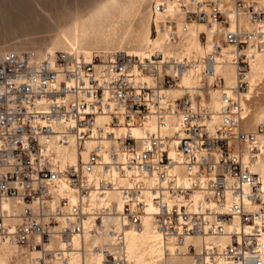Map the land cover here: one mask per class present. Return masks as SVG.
Wrapping results in <instances>:
<instances>
[{"label":"built area","instance_id":"2783aa9c","mask_svg":"<svg viewBox=\"0 0 264 264\" xmlns=\"http://www.w3.org/2000/svg\"><path fill=\"white\" fill-rule=\"evenodd\" d=\"M152 14L175 52L0 54V244L25 264H134L126 233L147 216L160 264H264V122L246 116L264 94L263 63L247 95L264 0H159ZM192 24L201 52L179 48Z\"/></svg>","mask_w":264,"mask_h":264},{"label":"bare ground","instance_id":"6f19581e","mask_svg":"<svg viewBox=\"0 0 264 264\" xmlns=\"http://www.w3.org/2000/svg\"><path fill=\"white\" fill-rule=\"evenodd\" d=\"M3 1H4V4L0 8V28L8 29V30L10 29V31H11V29H14V28L15 29H21L24 31V29H27L30 25H33L37 28L43 27V26L44 27L48 26V20L45 18V16L41 15L42 11H44L46 13V15H48L49 17H51L53 19V21H54L53 24L55 26L56 25L58 26L59 21H60L59 17L61 15V13L63 12V9L65 7L68 9L70 8V5H69L67 0H65V1L63 0L64 3L63 2L59 3L55 0H52V1H48V0H3ZM77 1L82 2V3H85L88 1H93V2H92V4H90L87 7V9L85 11L83 10L84 12L81 11L80 13L74 14L71 21L68 22V24L72 23V30L74 33L72 42L67 37H64V40L71 46L70 49H75L80 54L84 55L87 58H90L93 56L92 51H90V52L81 51L80 52L79 49L77 48L78 42L80 39V36H79L80 30L86 29L88 31V34L85 35V37L82 41L84 46L90 45V47H91V45H93V44H99L101 42V40L97 38V37H99L98 33L110 32V33L106 34L107 36H105L106 41L110 40L109 39V38H111L110 27L112 24L110 22H107L109 19L108 15L110 14V12L108 11V8L106 7L108 5L102 4L100 6H97V4H96L97 0H77ZM130 1H132V0H130ZM139 1L140 0H137V2H139ZM126 3H128V5L125 7V5L123 4L124 8L122 9V11H120L121 9L119 10L120 14H121V12L125 13L128 11V9L132 8L130 6V4L132 2L131 3L126 2ZM136 6H135V8H133V10L136 9ZM169 10L173 11L171 6H169ZM82 14L83 15L88 14V18L85 19L84 21L80 20V18L82 17ZM130 16H131V14H130ZM122 17H123V15H122ZM121 18H119V19H121ZM124 19H125V17H124ZM124 19H121V20H124ZM245 26L247 28H250V25H248V24H245ZM201 30H204L203 25L192 24L190 26L188 34L186 35V37L188 39L186 37L184 38V40L187 39V43H186V40H185V42L183 40L181 42L179 48L183 51L201 52L202 45H201V42L198 38V32ZM30 32H31V30H30ZM114 33L115 32H113L112 34H114ZM115 37H116V35H115ZM119 39H120V36H119ZM130 39L133 40V38H130ZM148 42L153 44V48L149 47L145 52L135 53V54L145 55L146 53H149L151 51H159V52H162L164 55H168L170 53L175 52V48L172 49L171 47H169L171 45L166 44L163 35L157 34L156 36H154V38H152V36H150L149 26H146V31H145L144 35H137V37L135 38L134 44H136L135 47H137V46L141 47L142 44H144V46H145V43H148ZM162 44L167 48V50H168L167 53L163 50ZM115 46H113L112 48H115ZM117 47L119 48V46H117ZM104 48H106L107 50H111L110 45H105ZM118 48H116V49H118ZM66 49H68V48H66ZM134 49H138V48H134ZM47 52L52 53L54 51H47ZM129 52L134 53L133 51H129ZM263 63H264V53L262 52V53H259L256 55V60L254 63H252L251 70L248 73L249 88H248L247 95H250V93L255 92L254 86L256 85V82L260 77V71L262 69ZM222 71L226 77V84L232 85L234 83L233 68L230 66H225L222 69ZM191 83L192 82L190 81V79H188L186 77L182 78V80H181L182 85H189ZM170 93L173 94L174 96H178L182 93V91L180 88H176V89L171 90ZM212 102H213V105L215 107H218L219 103L216 99H214ZM248 115L249 114H247L246 116L248 117ZM105 121H106V118H99L97 120V124L102 126V124ZM261 122H264V118L261 119L260 121H258L256 123V125L261 123ZM251 124L252 123L249 120L247 128L255 129L256 125L254 126V128H251ZM133 132L136 134H140V129L134 128ZM59 153H60L61 158L64 162L73 163L76 159L75 152L70 148L61 147L59 149ZM256 169L262 171L264 169V163H260L256 167ZM111 197L116 201L118 200L116 193H112ZM119 208H120V204H119ZM188 240H190V239H188ZM193 241L195 242L196 245L198 244V239L193 238ZM74 243L75 244L77 243V238L74 239ZM0 248H3L5 250V251H2V253L3 252L6 253L3 255H1V253H0V264H8L7 256L10 254H11V256H15L17 259H19V261H21L20 262L21 264H25V262L22 261L21 252L18 248L14 247V246L5 245V244H0ZM126 249H127L129 259L131 261H133L134 264H160V258L162 255V249L160 246V235L154 229L152 223L150 222V218L148 216L144 218L143 228L140 231L130 230L126 233ZM177 258H179V257H177ZM86 264H104V263L100 262L99 258L92 256V255H89L86 257Z\"/></svg>","mask_w":264,"mask_h":264},{"label":"rangeland","instance_id":"374dc122","mask_svg":"<svg viewBox=\"0 0 264 264\" xmlns=\"http://www.w3.org/2000/svg\"><path fill=\"white\" fill-rule=\"evenodd\" d=\"M48 1H52V0H48ZM55 1L59 3L61 2L64 3L65 0L64 1L55 0ZM67 1L70 5V8L68 9L65 7L63 9V12L61 13L59 17L60 25L59 24L58 26L56 25L57 27L53 24L54 23L53 19L49 17L48 15H46L44 11H42L41 15L45 16V18L48 20V26L46 27L43 26V27L37 28L33 25H30L28 27L29 29L28 28L24 29V31L21 29H15V28H14L15 30L11 29V31L10 29L8 30V29L0 28V54L5 51L35 50L37 52H40L44 50L61 51V50L70 49L71 46L64 40V37H67L72 42L73 35H74L73 30H72V23L68 24V22L71 21L75 13H80L81 11L84 12L87 9V7L90 4H92L93 1H88L85 3L78 2L77 0H67ZM124 1L125 0H99V1L97 0L96 2L97 6H100L102 4L108 5L106 7L108 8V11L110 12V14L108 15L109 19L107 22H110L112 24L110 27L111 38H109L110 40L108 41H106V38H105V36H107L106 34L110 32L98 33L99 37L97 36L96 37L101 40L99 44H93L91 45V47L90 45L84 46L82 41L85 35L88 34V31L86 29H82L80 30V33H79L80 39H79L78 46H77L80 52L81 51H87V52L92 51V54H94V52L105 54V53L119 50V51H128V52L133 51L134 53H142V52H145L149 47L153 48V44H151L150 42L145 43V46L144 44H142L141 47L140 46L135 47L136 44L134 43H135V38L137 37V35H144L146 31V26H149L150 36H152V38L156 36L153 31L152 6L155 2L159 0H140L139 2H137V0H132V1L126 0L125 2ZM126 2H130V3L132 2L131 4L129 3L132 8H130L131 10L128 9L127 12L125 13L121 12L120 14V11H122V9L124 8L123 4L125 5V7L128 5V3ZM3 4H4V1L0 0V8L2 7ZM135 6H136V9L133 10ZM87 18H88V14H84V15L82 14V17L80 18V20L84 21ZM119 18L124 19V20H121ZM113 32H115L114 34L116 35V37L114 34H112ZM119 36H120V39H119ZM130 38H133V40ZM187 39H185L186 43H187ZM105 45H110L111 50H107L106 48H104ZM113 46H115V48H112ZM117 46H119V48ZM169 47L174 49L173 46H169ZM134 48H138V49H134ZM162 48L166 53L168 52L167 48L163 44H162ZM248 118L250 122L252 123L251 128H254L256 123L264 118V94L263 93L259 94L258 97H256V99L253 101V109L249 113ZM2 251H5V250L3 248H0L1 255L6 254L4 252L2 253ZM7 262L8 264H21L20 263L21 261H19V259H17L15 256H11V254L7 256Z\"/></svg>","mask_w":264,"mask_h":264}]
</instances>
